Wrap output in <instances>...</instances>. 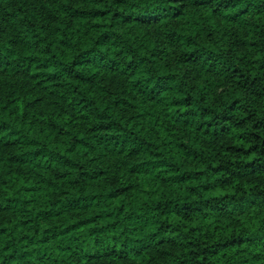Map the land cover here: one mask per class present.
<instances>
[{"label": "trees", "instance_id": "obj_1", "mask_svg": "<svg viewBox=\"0 0 264 264\" xmlns=\"http://www.w3.org/2000/svg\"><path fill=\"white\" fill-rule=\"evenodd\" d=\"M0 264H264V0H0Z\"/></svg>", "mask_w": 264, "mask_h": 264}]
</instances>
